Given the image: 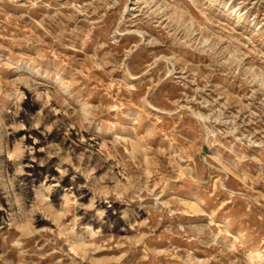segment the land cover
Instances as JSON below:
<instances>
[{
  "label": "rangeland",
  "instance_id": "1",
  "mask_svg": "<svg viewBox=\"0 0 264 264\" xmlns=\"http://www.w3.org/2000/svg\"><path fill=\"white\" fill-rule=\"evenodd\" d=\"M0 264H264V0H0Z\"/></svg>",
  "mask_w": 264,
  "mask_h": 264
}]
</instances>
